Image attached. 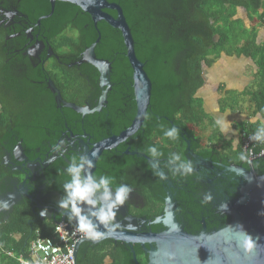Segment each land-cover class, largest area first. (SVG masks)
Returning <instances> with one entry per match:
<instances>
[{"label": "flooded vegetation", "instance_id": "1", "mask_svg": "<svg viewBox=\"0 0 264 264\" xmlns=\"http://www.w3.org/2000/svg\"><path fill=\"white\" fill-rule=\"evenodd\" d=\"M108 1L119 4L123 11L124 3L133 4L140 27L187 40L188 17L194 14L188 11L189 0ZM46 4L47 0H0V118L7 119L0 129V201L8 202L12 193H16L17 199L13 208H0V222L7 221L15 208L25 203L32 210L31 223L60 222L65 212L58 208L57 201L63 195L64 182L70 179L66 167L73 157L88 156L98 142L114 135L113 124L108 121L109 94L115 90L113 67L112 87L100 111L82 114L66 105L96 107L102 94L100 73L84 57L92 44H87L91 30L101 36L97 45L102 44L101 25L106 29L109 24L104 20L95 24L90 14L78 13L76 8L58 12L55 5L51 13V3L50 10L45 12ZM105 11L117 16L114 9ZM61 17H65L62 25L55 27ZM236 17L251 28L245 9L239 7ZM148 126L144 123L127 140L103 150L95 161L93 175H108L114 180L113 187L123 183L133 189L108 225L133 234L163 232L166 227L153 221L163 214L168 192L176 203L177 219L187 232H213L228 225L231 217L219 206L223 200L238 196L242 180L228 167L249 166L237 155L215 152L209 143L202 142L196 134L190 136L178 125L185 143L180 154L192 162L194 171L187 176H173L165 164L169 154L177 151L172 142L160 140L163 145L158 147L159 140L153 139ZM9 144L13 146L10 150L6 148ZM150 145H156L164 153L159 158V166L166 179H160L153 172L148 160L151 157L146 152ZM259 169V174H264V167ZM209 195L210 201L206 200ZM45 209L46 213L42 214ZM105 241L107 248L103 251L117 254L125 250L132 255L122 241H85L80 244L77 262L84 254L98 251ZM133 247L140 264L145 259L148 261L143 245L133 243Z\"/></svg>", "mask_w": 264, "mask_h": 264}, {"label": "trees", "instance_id": "2", "mask_svg": "<svg viewBox=\"0 0 264 264\" xmlns=\"http://www.w3.org/2000/svg\"><path fill=\"white\" fill-rule=\"evenodd\" d=\"M46 5L44 11L48 12L50 10L48 0ZM123 6L135 40L137 57L144 62V68L152 81L151 100L144 123L149 124L147 130L154 134L153 139L159 140L156 142L158 147L162 144L161 141L170 144L172 142V147L180 154L185 148L182 136L173 141L163 135V130L179 125L187 130L190 136L196 134L200 139L194 128L201 127L206 121L214 126L213 133L209 136L211 138L209 146L217 153L221 151V154L239 156L240 152H243L239 136L235 151L233 138H223L218 145L213 143V138L221 135V130L216 125L213 115L207 111L204 98L199 95V91L205 85V69L211 67L223 53L250 58L258 68L257 77L260 80L257 90L249 93L253 103L251 114L253 117L259 115L260 119L255 124L251 123L250 119L244 120L234 127L240 131L254 132L264 121V111H261L264 109V41L259 37L260 27L264 26V0H189L188 11L194 14L188 17L189 33L186 41L177 40L166 33H163L166 36L164 39L161 33L138 26L133 4L124 3ZM56 7L58 12L73 10L72 8H76L78 13L82 12L70 2L57 1ZM239 7L247 11L251 21L256 18L261 25L245 27L243 20L236 17ZM64 19L65 17H61L59 23L54 26L62 25ZM88 20V18L84 20V23ZM82 22L83 20L80 26ZM101 30L103 43L98 44L95 51L98 57L112 62V81L115 90L109 94L108 121L113 124V134L116 135L131 124L137 112L133 71L125 54L126 48L121 33L109 25L106 29L101 25ZM97 37V31L92 29L87 44L95 42ZM231 92L226 90L220 98L221 112L227 109L238 111L237 100L230 101L228 97V93ZM6 121V118H0V129ZM12 147V144H9L6 148L10 150ZM259 150L260 147H257V152ZM243 163L250 167L247 161ZM252 164L259 174L261 171L259 168L264 167V158H256ZM1 168L0 163V177ZM31 213L29 204H20L7 221L0 222V245L4 249L25 253L37 231L43 236L52 235L55 223L41 221L31 223ZM67 222L74 224V221ZM16 234H20V238H17ZM106 244L105 241L97 248L98 251L84 254L78 259V264H134L132 255L125 250L117 254L109 250L103 251L107 248ZM12 263L16 264V261ZM142 264H147V260L145 259Z\"/></svg>", "mask_w": 264, "mask_h": 264}, {"label": "water", "instance_id": "3", "mask_svg": "<svg viewBox=\"0 0 264 264\" xmlns=\"http://www.w3.org/2000/svg\"><path fill=\"white\" fill-rule=\"evenodd\" d=\"M57 1L70 2L80 7L82 11L91 15L95 24L104 20L111 27L119 30L126 48V57L133 71V88L137 104L136 115L126 129L98 142L94 146L92 152L88 155L93 162V167L90 170L93 174L95 161L103 150L115 147L141 129L150 105L152 81L144 68V62L137 57L131 27L119 4L108 0H50L51 13L54 11ZM105 9L116 10L117 16L107 13ZM100 37L99 35L96 41L87 48V54L84 57L100 73L102 94L96 107L90 109L89 106L80 107L74 103H66L67 106L82 114L100 111L106 104L108 92L112 87L110 78L112 63L107 59L98 57L95 52ZM171 123H173L172 120ZM175 126L178 127V125ZM189 142L190 140L187 139V143ZM253 152L250 158L247 159L248 164H252L256 158H264V149L259 150V152H257V149H253ZM148 160L152 165L153 160L151 158H148ZM159 169L164 172L160 166ZM228 169L237 176L242 177V180L237 190L238 196L223 200L219 206L221 211L231 217L230 222L224 228L213 232L204 231L201 234L187 232L177 219L174 209L176 203L172 193L168 192L163 214L153 221L154 223H162L166 227L163 232L154 233L150 231L144 234H133L116 230L111 225H106V227L100 225L99 230L105 233L104 238L101 240L113 239L126 243L132 252L134 264L140 263L133 243H140L144 246L145 252L148 253L146 254L148 264H264V174H258L253 164L249 168L241 165H231ZM15 196L16 193H12L8 197L10 209L17 204ZM225 204L227 207L223 208L222 205ZM65 215L60 222H57V225L68 223L71 229H76L75 221L74 224L67 222ZM241 227L257 240L256 246L250 252L245 251L240 244V241L244 238ZM85 241L99 242L89 239L80 240L75 247V264H78L77 255L80 244ZM146 244L149 245L146 246Z\"/></svg>", "mask_w": 264, "mask_h": 264}, {"label": "clouds", "instance_id": "4", "mask_svg": "<svg viewBox=\"0 0 264 264\" xmlns=\"http://www.w3.org/2000/svg\"><path fill=\"white\" fill-rule=\"evenodd\" d=\"M261 111H264V109ZM259 119L260 117L257 116L250 122L255 124ZM215 123L221 131H226L227 122L225 120L216 119ZM163 135L176 141L180 138V130L172 126L164 129ZM250 139L264 144V121L259 124ZM237 143V141L233 142V151L236 150ZM146 152L153 160L154 174L159 176L160 179H165L166 174L159 169L161 163L159 158L163 157L164 153L156 145H150ZM247 159L248 156L244 152H240L239 160L247 161ZM92 167L93 162L87 155L72 158L71 163L65 169L70 179L63 184V195L57 201V206L65 212L70 221H75L77 232L85 239L99 241L105 236V233L99 230L100 225H108L114 220L117 210L129 199L133 189L123 183L113 187L114 180L112 177L108 175L97 177L91 174ZM165 167L169 169L173 176H187L194 171L192 162L183 159L182 155L176 152L169 154ZM211 199V195L206 197V200L210 201ZM8 207L7 201H0V208L7 210ZM222 207L226 208L227 205H222ZM46 211L45 209L41 213L45 214ZM241 230L244 233V238L240 241V244L245 251L250 252L256 246L257 240L243 230L242 227Z\"/></svg>", "mask_w": 264, "mask_h": 264}, {"label": "rangeland", "instance_id": "5", "mask_svg": "<svg viewBox=\"0 0 264 264\" xmlns=\"http://www.w3.org/2000/svg\"><path fill=\"white\" fill-rule=\"evenodd\" d=\"M247 24L252 26L259 27L261 24L259 21L254 18L251 22L246 20ZM239 30V28H237ZM261 31V37L260 39L264 41V26L260 27ZM233 57L230 55L223 54L221 58H219L211 67H208L205 69L204 76H205V85L200 89L199 95H201L205 99V107L208 110V112L213 115V117L216 119H223L227 122V129L226 131H221V135L215 136L213 139V143L219 144L221 139L226 138L230 139L233 138L234 141L238 140L239 132L240 130H237L234 125L238 124L244 120H252L253 115L251 114L253 109V103L250 98V95H246L243 98H237L234 97L237 96V92L232 91L231 93H228V97L230 101L236 102L237 100L238 105V111H231V109H227L224 112H221L219 110L220 105V97L219 92L217 90V82L222 79V77H225L228 79V68L230 70V66L233 65ZM226 71V72H225ZM225 74V76H223ZM259 80V77L258 79ZM226 86L225 84H223ZM228 86V85H227ZM258 85L255 86V84H252V88H256ZM223 90V88H222ZM221 90V91H222ZM259 116V115H258ZM257 117V116H256ZM260 117V116H259ZM213 128L211 124L207 123L206 121L203 122L201 127L194 128L195 131H197V134L199 135L200 139L206 141V143H209L211 141V134L213 133ZM220 129V128H219Z\"/></svg>", "mask_w": 264, "mask_h": 264}, {"label": "built area", "instance_id": "6", "mask_svg": "<svg viewBox=\"0 0 264 264\" xmlns=\"http://www.w3.org/2000/svg\"><path fill=\"white\" fill-rule=\"evenodd\" d=\"M254 132L245 130L239 132L242 149L248 159L254 153L253 149L257 147H260V150L264 149V144L250 139ZM83 239L85 238L76 229H71L68 223L58 225L55 223L50 236H43L37 231L25 253H15L1 245L0 251L12 257L16 264H75V247Z\"/></svg>", "mask_w": 264, "mask_h": 264}, {"label": "crops", "instance_id": "7", "mask_svg": "<svg viewBox=\"0 0 264 264\" xmlns=\"http://www.w3.org/2000/svg\"><path fill=\"white\" fill-rule=\"evenodd\" d=\"M261 31L262 30L259 31V37H261ZM230 56L233 57V65L230 66V70L228 68V79L222 77V79L217 82V90L219 89L220 91H218L221 92V94L219 93V97L221 98L223 94L226 93V90H230L237 92L236 98H243L247 94L249 95L250 92L257 90L260 82V80H257L258 68L250 58L237 57L236 55ZM223 76H225V74ZM252 84L258 86L252 88ZM16 237L20 238V234H16ZM13 261L15 260L12 257L0 251V264H13Z\"/></svg>", "mask_w": 264, "mask_h": 264}]
</instances>
